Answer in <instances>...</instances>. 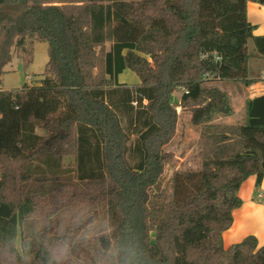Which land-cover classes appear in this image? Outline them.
<instances>
[{
    "label": "trees",
    "instance_id": "16d2710c",
    "mask_svg": "<svg viewBox=\"0 0 264 264\" xmlns=\"http://www.w3.org/2000/svg\"><path fill=\"white\" fill-rule=\"evenodd\" d=\"M248 2L264 4L0 0V264H52L60 247L63 264H264L254 236L228 249L221 237L244 181L262 183L264 95L247 101L244 125L221 126L212 121L232 114L228 96L202 87L254 82L247 42L264 60V35L252 37ZM29 41L48 44L42 79L2 91L13 49L31 63ZM126 70L136 86L118 82ZM178 88L177 107L200 129L201 169L175 170L165 200L152 190L172 158ZM66 154L73 170L61 168ZM45 173L73 176L28 196L22 185L53 179Z\"/></svg>",
    "mask_w": 264,
    "mask_h": 264
},
{
    "label": "rangeland",
    "instance_id": "374dc122",
    "mask_svg": "<svg viewBox=\"0 0 264 264\" xmlns=\"http://www.w3.org/2000/svg\"><path fill=\"white\" fill-rule=\"evenodd\" d=\"M43 1V0H42ZM29 47L28 49L32 53V59L31 63L25 67L24 62L21 60V54L13 49L12 51V59L10 61V64L5 68L6 73H4L1 77L2 80V88L4 91H10L15 89H21L24 85L30 84L31 86L37 85L42 79V74L44 73L45 66L47 64L48 60V44L39 42V41H29L28 42ZM111 47L110 43L106 44V50H109ZM262 69L260 66L257 67V69H252L253 75L261 77L262 75ZM131 80L138 81V78L133 76L132 72L126 70L122 74L118 76L120 81L128 82ZM234 83V82H233ZM128 87H132L133 85H129L127 83H120ZM243 85V84H242ZM244 86V85H243ZM203 88H216L220 90V86L216 85L215 83L208 81L205 82L202 85ZM223 88L227 91V93H230V97L232 102H229L228 104L232 106V103H235V98L231 94V90L228 87L223 86ZM235 88V87H234ZM232 89V88H231ZM224 90V91H225ZM183 89L178 88L176 89L172 94V104L173 107H177V101L181 97L183 93ZM230 106V107H231ZM232 107H234L235 111H237L236 118H241L242 110L240 108V105L235 103ZM231 107V108H232ZM232 110V109H231ZM179 111V110H178ZM178 120L176 125V134L173 138V140L164 147L165 151L171 155V160L165 165L164 173L158 183V186L152 190L153 194H162V196L167 200V197H170L171 195V189L169 180L171 179L173 173L175 170L181 171V172H195L199 171L201 169V161H200V129L197 127H194L189 120L190 112L181 111L182 113L178 112ZM218 116H215L213 118L216 119ZM36 134L42 136L44 139L47 137V134L40 128L37 127L35 130ZM134 140V138L131 139V141ZM131 144V143H130ZM64 150L67 148L64 146ZM35 165V164H34ZM62 169H69L73 170L74 167V157L72 154H66L63 155L60 162ZM40 174L42 172L40 170H34L33 172V178H40ZM65 175H54L45 173V176L50 179L48 182L42 183L41 181H30L28 183H24L22 186L25 189V193L28 194V196L31 194H42L43 191L41 189L42 185H45V187L55 188V181L57 177L61 178H72V174H66ZM58 182V181H57ZM58 185V184H57ZM19 247V246H18Z\"/></svg>",
    "mask_w": 264,
    "mask_h": 264
},
{
    "label": "crops",
    "instance_id": "0c3cea01",
    "mask_svg": "<svg viewBox=\"0 0 264 264\" xmlns=\"http://www.w3.org/2000/svg\"><path fill=\"white\" fill-rule=\"evenodd\" d=\"M245 15L246 20H248L253 28L252 37L255 38L264 35V4L259 5L255 2H248ZM247 53L252 56L248 61V74L249 79L254 81L253 83L248 86H243L241 83H233L231 81L213 82L220 86L219 89L221 92L227 94L229 102H232L231 95L230 93H227L223 86L228 87L232 91L231 94L235 98V103L238 102L243 115L241 118L239 117V119L235 117L237 111L232 107L235 103H232V106L230 104L233 111L232 114L227 117L218 116L212 121L213 124L221 126L244 125L247 118V112L245 110L247 101L264 95V60L256 53L253 39H250L247 42ZM258 66L263 68L261 77L252 74V69H257ZM5 68H7V66ZM5 68L4 73H6ZM129 77L130 81L128 82L120 81L119 78L118 82L127 83L133 86H136V84L139 83V80L132 81L131 76ZM1 90L4 91L2 85ZM180 98L178 99L177 104H179ZM176 108L180 110L179 107ZM261 182V185L257 188L255 177L250 176L240 187L237 196L242 204L239 208L232 211L231 216L233 222L230 228L221 235L224 249H228L231 245L242 242L248 236H254L257 239L259 247L264 246V176Z\"/></svg>",
    "mask_w": 264,
    "mask_h": 264
},
{
    "label": "clouds",
    "instance_id": "9594fccd",
    "mask_svg": "<svg viewBox=\"0 0 264 264\" xmlns=\"http://www.w3.org/2000/svg\"><path fill=\"white\" fill-rule=\"evenodd\" d=\"M70 254V249L67 247H60L53 251L52 253V264H63L64 259H66Z\"/></svg>",
    "mask_w": 264,
    "mask_h": 264
}]
</instances>
